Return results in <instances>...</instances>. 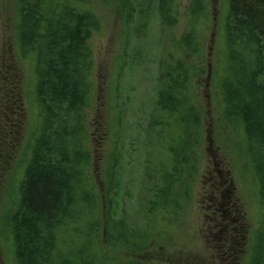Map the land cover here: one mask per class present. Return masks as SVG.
I'll return each mask as SVG.
<instances>
[{
    "label": "rangeland",
    "instance_id": "1",
    "mask_svg": "<svg viewBox=\"0 0 264 264\" xmlns=\"http://www.w3.org/2000/svg\"><path fill=\"white\" fill-rule=\"evenodd\" d=\"M190 1H182L179 34L187 29ZM158 3L132 0L130 26L122 0L97 4L101 26L93 36L94 98L88 115L91 172L104 217L102 249L124 264H247L260 214L256 178L240 144L243 129L228 123L221 109L227 0H210L213 20L201 61L203 72L197 79L202 136L197 152L184 156L183 186L176 189L183 191L179 196L183 204L176 203L181 211L163 218L149 209L155 184L162 185L159 169L171 171L169 145L176 129L162 104L163 66L173 60L176 36L163 22ZM17 6L18 0H0V264H16L6 214L16 198L37 108L34 59L22 58L17 48ZM112 163L115 173L109 193ZM106 214L124 220L132 230L147 231V244L109 243ZM95 222L83 221L79 232L88 233ZM77 233L75 229L68 242L73 250L77 245L82 251L88 239L76 241Z\"/></svg>",
    "mask_w": 264,
    "mask_h": 264
},
{
    "label": "trees",
    "instance_id": "2",
    "mask_svg": "<svg viewBox=\"0 0 264 264\" xmlns=\"http://www.w3.org/2000/svg\"><path fill=\"white\" fill-rule=\"evenodd\" d=\"M183 0H159L163 22L176 36L175 52L163 66V106L176 124L169 145L171 171L159 169L149 209L158 217L179 214L183 202L176 191L183 186L184 156L196 153L202 136V104L197 79L205 61L207 30L212 26L210 0H191L187 29L179 34ZM113 0H18L17 48L33 58V90L37 108L22 155L16 198L6 214L16 264H124L102 249L101 194L91 172L93 150L89 109L94 98L93 36L101 26L97 4ZM223 25V59L219 89L222 113L240 125V141L256 178L259 224L247 264H264V0H227ZM132 0H122L127 25ZM115 165L108 169V192ZM180 196V197H181ZM183 197V196H182ZM182 207V206H180ZM183 209V208H182ZM90 231L79 232L83 221ZM106 237L115 245H146L149 233L132 230L106 214ZM87 242L79 251L68 241ZM74 236V234H73ZM86 238V239H85ZM65 247H70V251ZM63 249V250H62Z\"/></svg>",
    "mask_w": 264,
    "mask_h": 264
}]
</instances>
